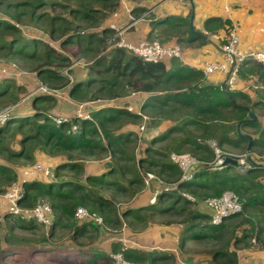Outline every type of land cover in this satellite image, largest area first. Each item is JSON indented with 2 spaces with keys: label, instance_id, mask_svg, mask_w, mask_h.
I'll list each match as a JSON object with an SVG mask.
<instances>
[{
  "label": "trees",
  "instance_id": "1",
  "mask_svg": "<svg viewBox=\"0 0 264 264\" xmlns=\"http://www.w3.org/2000/svg\"><path fill=\"white\" fill-rule=\"evenodd\" d=\"M119 3L120 0H0V8L4 6L13 12L11 20L0 17V56L20 60L49 89L67 88L70 97L78 102L115 99L132 92L148 94L141 109L148 114L152 123L158 125L164 119L176 122L158 132L150 142L172 141L168 148L171 151L187 152L210 163L214 161L215 153L205 140L215 136L216 130L222 127L224 131L217 137L220 147L228 146L245 152L249 143L246 136L248 134L252 136L249 154L257 151L260 156H264V120L254 111L264 103V66L255 61H248L242 66H248L244 70L241 68L244 74L251 77L257 75L261 81L253 86L256 88L251 89L252 93H248L229 89L225 83H206L202 70L185 65L179 59L169 60L167 65L163 61H145L116 46L105 52L107 40L113 35V31L104 24ZM180 21L185 26L189 25L186 19ZM25 27L26 31L23 29ZM222 27L228 32L230 23L218 17L208 18L204 22L207 32H214ZM93 28L96 29L88 31ZM191 35L190 40L197 36L192 32ZM50 41H55L56 45ZM63 48H68L73 57L91 59L97 55L89 67L87 79L69 84L62 71L68 68L74 58L64 55ZM4 84H0V100H3L1 104L13 103L19 99L17 93L11 92L12 88L9 90V86L16 87L18 92L25 89L22 85H13L12 81ZM56 103L57 98L51 94L35 95L30 103L31 113L13 114L5 124L0 125V134L15 128L21 136L17 149L8 147L3 143V138H0V155L3 156L0 160V195L18 180L17 172L5 164L6 160H32L37 153H42L60 161L55 166V178L42 175V179L26 181L19 200L21 207L32 209L38 197L48 199L55 213L53 224L45 229L33 219L4 213L2 218L16 223L20 228L33 230L30 227H39L42 234L23 244L13 235L12 226L7 233L8 229L0 224V264H7L10 256L17 253L25 255L27 260L35 259L36 255L49 254L55 260L68 263L110 264L106 249L89 240L92 239L90 236L99 232V225L93 220L75 221L74 213L78 207L97 208L104 213L103 219L113 228L123 227L116 207L92 186H112L116 193L125 192V186L118 181L106 180L102 175L87 174L81 160L109 152L121 162L119 171L122 176H130V185L143 183L136 165V156L131 155L127 149L130 143L135 144L133 127L141 121L142 115L125 108L107 106L92 111L90 119L72 118L70 123L55 125L46 110L53 108ZM227 114H234L233 118L227 117ZM250 114L256 116V120L253 121ZM72 124L78 127L77 134L69 131ZM246 128L252 129L253 133L245 132ZM173 134L180 135L173 137ZM32 146L34 149L30 153L27 150ZM152 152L167 158L164 152ZM248 160L250 167L245 173L237 171L233 165L221 169L200 168L191 179L181 180L182 171L178 165L166 162V159L140 157L139 164L142 167L145 165L146 171L157 167V174L164 180L177 183L178 190L159 194L158 206L125 208L121 214L132 226L135 223L147 225V215L156 212L185 214L187 217L182 221L185 229L180 239L181 247L192 240H212L220 246L213 255L214 260L219 264H239L237 248L244 247V251H264V239L261 238L264 234V157L262 164L251 158ZM108 169L110 173H116L111 165ZM66 171L75 177L61 175ZM80 175L84 176V182L77 179ZM228 190L235 192L240 202L243 201L241 212L256 213L257 222L249 220V227H245L240 236L237 233L240 222L234 221L241 212L224 218L222 223L213 224L209 214L198 207L191 209L188 198L181 195V191H187L194 195H204L199 196L202 198L219 197ZM162 199H167L170 203L162 206ZM228 218L231 220L230 224L224 223ZM246 229L251 234L257 231L255 242L258 244L253 245L250 241L246 243V239L251 237ZM66 232H69L72 244H54L53 241ZM84 238L88 242L81 244L80 241ZM120 246V243H113L111 249L118 250ZM122 252L124 258L146 264H183L174 262L169 254L154 248H127ZM73 256L78 259H73Z\"/></svg>",
  "mask_w": 264,
  "mask_h": 264
},
{
  "label": "rangeland",
  "instance_id": "2",
  "mask_svg": "<svg viewBox=\"0 0 264 264\" xmlns=\"http://www.w3.org/2000/svg\"><path fill=\"white\" fill-rule=\"evenodd\" d=\"M14 1V0H11ZM13 16V12L11 9H6L4 6L0 8V17L4 18V19H9L11 20ZM105 25V24H104ZM20 28L22 29V25L20 26ZM27 28L30 29V26H27ZM26 27L23 28L25 31L27 29ZM96 28L93 29H89L88 31H94ZM30 31V30H29ZM34 33V32H33ZM19 34V33H16ZM161 41V40H159ZM51 44L56 45L55 41H50ZM116 43V38L114 37V35L110 36L107 40L106 43V48H105V52H109L113 46H115ZM64 53V55L70 56L71 59L74 58V60L72 61V63L68 66L67 69H64L62 71L63 74L66 75L67 79L69 80V84L70 83H74L77 79H87L88 76V71H90L89 67L91 66L94 57L91 59H86L84 57H80V56H71L69 49L68 48H63L62 50ZM20 61V60H19ZM17 61L16 58L13 57H9V58H3L0 56V67L2 68H6V72L7 74L0 79L1 83H10V81L13 82V85H22L25 87L24 90L22 91H17L16 87H12L9 86V90L11 89V92H15L18 94L19 99L13 103H2L0 100V111H3L5 109H12L14 105H16L18 102H20L25 96L30 95V92L37 90V92H43V89H49L46 86H42L40 83V80L36 77V74L34 72H31L29 68L25 67L24 65H22L21 62ZM243 70V68H242ZM241 70V75L240 77L242 78V80L244 79H250L252 78L253 80V84L258 85L260 84V79L258 78L257 75L255 76H249L247 74H244V71ZM8 78V79H6ZM30 80V81H29ZM6 81V82H5ZM0 83V84H1ZM4 84V85H5ZM27 86V87H26ZM40 87H43V89L41 90ZM3 88V86H2ZM252 88H256L251 86ZM233 90H240V89H233ZM35 96V95H34ZM103 100H109V99H103ZM8 101V100H6ZM264 101V100H263ZM86 102V101H83ZM83 102H79V103H83ZM31 103V102H30ZM53 107V106H52ZM124 108V107H122ZM52 109V108H51ZM47 109L46 110V114L48 113V115L51 113H58L56 110L54 109ZM257 115H259L260 118H262L261 120H264V103L262 104V106L257 107L255 110ZM16 112V110H15ZM12 113V114H15ZM226 112L228 113L229 111L226 110ZM31 113V112H29ZM141 113H142V119L141 121H139V123L135 124L133 127V130L135 131V144L134 143H130L127 147L128 151H130L132 154L131 155H135L136 156V165L138 168V171L140 173V175H142V179H143V183L139 184V185H130L129 183V179L130 176L127 175H123L121 174V172L119 171V165H121V162L117 159L116 156H113L111 153H105L102 154L98 157H88L85 159L81 160V163H83V165H85V171H87V173L89 174H98V175H102L106 180H113V181H118L120 182L122 185L125 186V192L122 193H116L112 186H96L93 185V189H98L100 191L99 195H102L105 199H107L108 201H110L118 210V212L120 213V218L121 221L123 222V227L116 229L113 228L111 225H109L103 218L104 213L101 212V210L97 209V208H90V207H84L88 212L94 214L97 218H101V222H99V232H96L94 235L90 236L92 237V239H89L91 241H94L93 243L103 249H107L106 251L108 252V260L110 264H146L144 262H136V261H131L128 260L126 258H124L123 256V252L125 249L127 248H134V249H144L143 247L146 248H150V249H157V250H163L165 253L169 254L172 257V260L176 263H185V262H189V263H193V264H219L216 260L213 259V255L215 254L216 250L219 248L220 246L217 245V242L212 241V240H192V241H188L183 247L180 246V239L182 236V233L178 232V230L174 229L176 226H178V229H181L183 227V229H185V225L183 224V220L186 219L187 215L183 214V215H174L172 212H163V213H153V214H148L147 215V225L146 223H135V225H130L127 222V219L124 218V216H122V210H124L125 208H132V209H139L141 207H145V206H149V205H157L158 203V198H159V192H168V191H176L175 189L173 190H169L166 189L168 188L170 185L174 184L172 183L173 181L171 180H164L163 178H161L160 175L157 174V167L150 169L149 171H146V166L144 165L142 167L141 164H139V159L140 157H146V158H154L157 160H165L166 162H170L173 163L174 161L172 160V155L173 154H187L190 157L195 158L199 165L201 164L200 168H207V169H221L218 168L217 166H215V162L217 159H214V161L207 163L205 161L200 160L198 157L193 156L190 153H178L175 151H171V149H168L170 147V144H172V141H167V142H162V143H151V139L156 136V134L162 130H164L165 128H167L168 126H171L172 124L176 123L174 122L175 120H167L164 119L162 120L158 125L157 124H153L151 121V118L148 116V114L144 113L141 109ZM60 115H64L63 113H60ZM234 114H227V117L233 118ZM50 120L52 121V119L50 118ZM251 120V119H250ZM53 122V121H52ZM54 123V122H53ZM55 125H61V124H57L54 123ZM15 125V124H14ZM13 125V126H14ZM224 125V123L222 124ZM12 126V127H13ZM140 126H144L145 129L144 130H140ZM15 129V128H14ZM13 128H11V130L8 133L5 134H0V138H3V143L5 145H8V147H12V148H19V144L18 141L20 139V134L17 133ZM71 130V126L69 131ZM195 134H198V132H196L195 130H193ZM224 129L222 127H219L216 130V135L213 137H209L207 138L205 141L206 143L212 147V144L214 145V147L218 148L220 155L223 154V156L225 155H231L236 157L237 159H242L244 157L246 165H250V161L248 160V158H251L252 161L256 162V163H261L262 164V160L264 156H260L258 154V152H253L252 154L249 152H247V150L245 152H241L239 150L230 148L228 146H224V147H220L219 142H218V136L223 133ZM245 132L247 133H253L252 129L246 128ZM175 136L173 137H177L176 135H180V134H173ZM31 146V145H30ZM29 147V146H28ZM152 148V149H151ZM34 146H32L29 150L30 153L33 151ZM147 149H151V151H147ZM213 151H215V149L212 147ZM152 151H161L166 153L167 158L165 157H160L158 155H154ZM35 153V150H34ZM215 153V152H214ZM225 154V155H224ZM2 157L0 155V160H2ZM139 157V158H137ZM4 162V161H3ZM59 159L56 160L53 157H48L46 154H42V153H37L35 158L32 160H28V159H19V160H11V161H5L6 165L11 166L15 172H17V176H21L22 173L26 170V169H31L34 168L36 165H41L42 169L40 170V172L37 173L36 175V179H42L41 177H43L42 173L45 170L49 171V178H55V174H54V170H55V166L57 165V163H59ZM175 164V162H174ZM109 165L112 166V168L114 169V171H116L115 174L110 173ZM177 165V164H176ZM239 164V166H236V170L241 172V173H245L246 171H243V166ZM87 168V170H86ZM180 168V167H179ZM89 169H91V171H89ZM181 169V168H180ZM182 171V170H181ZM62 173V172H61ZM147 173H152L154 175L153 179L149 182V184H145V178L147 177ZM61 175H65V176H69V177H75L74 174L70 175L68 174V172H63ZM182 175H183V171H182ZM80 181L84 182V176L80 175L79 178ZM13 184V183H12ZM12 184L9 186L11 187ZM90 185V184H89ZM8 187V188H9ZM226 193H231L235 196H237V194L233 191H225ZM157 193V196L155 197ZM183 193H186L187 195H189L192 198H195L194 201L189 200V207L191 209H195V207L200 208L201 211H204L207 213L208 210H205L203 208L204 204V200L209 198V197H199V196H204V195H194L191 194L187 191H181V195H183ZM3 196V194L0 195V199L1 201H3V198H1ZM195 196V197H194ZM155 197V201L152 202V199ZM238 200L239 197L237 196ZM245 198V197H244ZM168 201V202H167ZM241 202H243L241 200ZM240 202V203H241ZM43 203H47L49 204L48 199H46L43 196L38 197L35 200V206H37L38 204H43ZM162 206H167L170 202L167 199H162ZM50 205V204H49ZM34 206V207H35ZM241 212V211H240ZM211 212H209L208 214L210 215ZM239 213V212H238ZM242 214L239 215V217L234 221H238L240 222V229L238 230V234L239 236L242 234L243 229L245 227H249L248 221H252V222H257V219L255 217L256 213L253 211H243L241 212ZM75 214V213H74ZM108 215V214H107ZM75 219V218H74ZM7 219L4 218H0V224L4 227L7 228L8 231L7 233H9V228L10 226L13 227V235H15V237L17 239H19L20 241L23 242V244H25L26 242L32 240V239H36L37 236H39V234H42L41 232V228L37 227V228H32L33 230H25L20 228L19 226H17L16 223L8 221ZM76 221V220H75ZM230 218L226 219L224 223L230 224ZM97 222V221H96ZM98 223V222H97ZM222 223V222H221ZM6 230V229H5ZM246 232L251 235V237L246 239V243H252L253 245L258 244V242L256 241L255 243L253 242V240H255V238L257 237V231L252 232V234L250 233V230L246 229ZM6 233V234H7ZM261 238L264 239V234L261 235ZM148 241L147 245L146 242ZM54 244H58L57 246H61V244L63 245H68L70 246L72 243L70 242V235L69 232H66L64 235H61L59 238H57ZM88 240L87 239H82L80 241L81 244L87 243ZM113 243H120L121 246L118 250H112V244ZM53 244V245H54ZM253 248V247H251ZM239 249V250H238ZM246 248L244 247H240L237 248L238 251H244ZM237 251V254H238ZM49 255V254H48ZM47 254H43V255H36V258L33 260H27L25 255L21 254V253H17L14 254L13 256H10V258L7 260V264H79V262H72L69 261L68 262H64V261H60V260H55L54 258H51V256H48ZM174 255V256H173ZM243 254H241V259L244 258V256H242ZM77 256H73V259H78L76 258ZM66 259V257H65ZM240 264V263H239ZM242 264V263H241Z\"/></svg>",
  "mask_w": 264,
  "mask_h": 264
},
{
  "label": "crops",
  "instance_id": "3",
  "mask_svg": "<svg viewBox=\"0 0 264 264\" xmlns=\"http://www.w3.org/2000/svg\"><path fill=\"white\" fill-rule=\"evenodd\" d=\"M125 7L132 9V13L136 18L135 22L130 21L125 12ZM117 9L119 12L118 16L113 19L111 14L105 21V27L109 28L110 21H114L123 30V36L133 42L145 38H153L167 44H179L183 52L182 59H179V61L200 70H202L205 63L221 59L220 48L227 39V31L223 27L214 32L205 30L204 22L208 18L218 17L223 21H228L230 26L233 24L237 25L242 47L245 50L260 49L264 46V0H120ZM148 9H152L150 14L143 16V13ZM180 19L188 20L189 25H183ZM177 20L178 24H176ZM190 31L197 35L192 40H190L192 36ZM202 40L203 42H201ZM165 63L168 65L170 61H165ZM246 67L248 66H244L243 70ZM205 77L206 83L215 85L225 83V76L222 74ZM77 80L84 79L80 78ZM251 86H254L252 78L242 80L240 77L236 87L233 89L252 93ZM61 90H63L64 94L55 96L57 103L52 109L76 118L79 102L70 97L67 88ZM129 95H126V97ZM147 96L148 94L139 93L130 97L133 103H143ZM120 98L113 102L109 101L107 105L98 104L90 111L87 107H84L81 111L83 113H91L107 106L122 108L123 106L117 102ZM31 108V104L27 103L24 107L17 108L15 113L31 112ZM202 205L205 210H208L207 214L211 212L205 204ZM4 213H7V208L4 200L1 201L0 199V218L4 217ZM54 215L55 213L51 214L52 220ZM177 227L174 229L182 233L183 227L181 229ZM147 243L148 241L145 245ZM241 254L244 256L243 259L240 257ZM238 258L240 264H264V251L259 249L238 251Z\"/></svg>",
  "mask_w": 264,
  "mask_h": 264
},
{
  "label": "built area",
  "instance_id": "4",
  "mask_svg": "<svg viewBox=\"0 0 264 264\" xmlns=\"http://www.w3.org/2000/svg\"><path fill=\"white\" fill-rule=\"evenodd\" d=\"M152 9H148L143 13V16L149 15ZM125 12L127 13L128 18L130 21L135 22L136 18L134 17L132 13V9L129 7H125ZM119 12L118 9L115 10L111 17L115 19L118 16ZM109 28L114 31L113 35L116 38L115 46L121 49H124L126 52L136 55L145 61L149 62H165L172 59H182L183 52L182 48L179 44H167L163 43L157 39H141L138 41H130L126 39L123 36V30L119 28L114 21H110ZM221 53L222 57L218 61H211L204 64L202 71L205 76H212L215 74H222L225 76V84L229 89H233L236 87V84L239 81L240 78V71L244 63L248 61H255L257 63H260L264 66V46L260 49H249L245 50L242 47L241 38L239 35L238 26L233 24L229 27L227 32V39L226 41L221 45ZM7 74L6 68L0 67V79H2ZM43 87L46 86L43 83H40ZM43 87H40L42 90ZM43 92H37L31 91L30 95L25 96L20 102H18L16 105L13 106L12 109H5L3 111H0V125L5 124L6 121L13 115L12 113L15 112V110L19 107H24L27 103H30L34 95L38 94H51L53 96H60L63 93V90H49L43 89ZM139 94V92H132L129 96H125L124 98L118 99V103H120L125 109H127L129 112H133L139 115H142L141 113V104L140 102L133 103L130 96ZM115 99L110 100H103V99H97V100H90L83 103H79L78 109L76 111V118L79 119H90L91 113H83L81 110L84 107L89 108V111L96 107L98 104L107 105L109 101L113 102ZM105 102V103H104ZM16 114V113H15ZM49 118L52 119L54 123L61 124V123H70L72 121V117H69L67 115H60V113H51L48 115ZM140 130H144V126H140ZM71 133L77 134L78 133V127L76 124L71 125ZM212 147L215 149V166L218 167V164L222 162L223 154L220 155V152L218 148L214 147L212 144ZM210 146V148L212 149ZM213 150V149H212ZM225 155V154H224ZM231 156V155H230ZM172 160L177 164L181 170L183 171V175L181 180H188L191 179L194 172L198 169H200L201 164L199 165L198 161L188 156L187 154H173ZM246 159L244 157L242 159H238V166L239 164L243 166V171H246L250 165H246L245 162ZM173 162V163H174ZM241 166V167H242ZM42 169L41 165H36L34 168L26 169L21 176L18 177V180L12 184L11 187H9L5 193H3V200L5 207L7 208V212H9L11 215H17L22 218H29L35 220L38 224L42 225L45 229H48L53 224L52 216L51 214L54 213L52 207L47 204H38L32 209H28L25 207H21L19 205V200L21 199L23 195V184L28 181L36 178V175L40 170ZM43 176H49V171L45 170L43 171ZM154 175L152 173H147V177L145 178V184H149V182L153 179ZM155 178V177H154ZM169 190H178L177 183H174L170 185L168 188ZM161 194L162 192H159ZM185 197H187L189 200L194 201L195 198L190 197L186 193H183ZM157 196V193L155 197ZM155 197L152 199V202L155 201ZM204 204L210 209L211 214V222L213 224H219L221 223L224 218H227L228 216L232 214H236L241 211L242 204L238 200L237 196L231 194V193H224L223 195L219 197H209L204 200ZM74 218L76 221H87V220H93L97 221V224H100L101 218H97L94 214L88 212L83 207H78L75 211ZM255 243V240H253Z\"/></svg>",
  "mask_w": 264,
  "mask_h": 264
},
{
  "label": "water",
  "instance_id": "5",
  "mask_svg": "<svg viewBox=\"0 0 264 264\" xmlns=\"http://www.w3.org/2000/svg\"><path fill=\"white\" fill-rule=\"evenodd\" d=\"M250 116H252V120H256V116H253L252 114H250ZM246 136L249 138V143L247 145V152L250 151V145H251V140H252V136L246 134ZM228 165H233V166H237L238 165V159L234 156H230V155H225L222 159V162L220 164H218V168L221 167H225Z\"/></svg>",
  "mask_w": 264,
  "mask_h": 264
}]
</instances>
